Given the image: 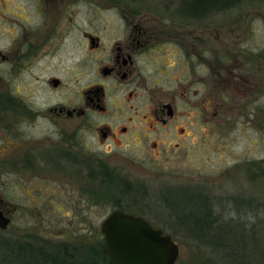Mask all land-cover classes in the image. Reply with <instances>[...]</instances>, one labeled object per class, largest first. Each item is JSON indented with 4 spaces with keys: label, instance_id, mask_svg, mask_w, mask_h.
Returning <instances> with one entry per match:
<instances>
[{
    "label": "flooded vegetation",
    "instance_id": "obj_1",
    "mask_svg": "<svg viewBox=\"0 0 264 264\" xmlns=\"http://www.w3.org/2000/svg\"><path fill=\"white\" fill-rule=\"evenodd\" d=\"M238 1L0 0V171L21 172L24 192L0 190L10 223L46 194L71 221L111 206L164 230L148 216L152 181L223 117L247 120V31L218 21ZM51 243L37 246L91 264V244Z\"/></svg>",
    "mask_w": 264,
    "mask_h": 264
},
{
    "label": "rangeland",
    "instance_id": "obj_2",
    "mask_svg": "<svg viewBox=\"0 0 264 264\" xmlns=\"http://www.w3.org/2000/svg\"><path fill=\"white\" fill-rule=\"evenodd\" d=\"M236 5L221 11L218 21L221 27L234 21L241 25L237 31H247L243 33L247 35V77L254 88L247 94V120L242 118L243 109L223 117L216 132L197 138L190 153L178 159L179 171L171 172V177L155 178L151 184L152 194L147 205L152 209L148 216L172 234L179 244L181 252L175 264L230 263L213 252L212 247L192 238L186 230L170 227L166 217L176 218L171 213L174 205L175 210L183 214H197L205 207L202 205L204 198L208 207L220 212L216 217H222L231 226L240 219L250 221V225L264 217V214H247L248 198L264 201V76L257 66L264 62V0H241ZM2 77L4 80L0 77V83H6V77ZM17 81L19 77L10 82L15 84ZM21 174L0 171V190L20 203L24 196ZM48 200L45 194L41 205L24 203L8 228L0 229V264H25L21 256V246L25 244L46 246L51 242L55 245L81 241L103 247L101 224L104 214L112 212L111 206H107L105 213H98L99 208L92 209L90 220L71 221L64 212L52 211L50 203H46ZM210 259L213 262H208ZM232 262L236 264L237 258Z\"/></svg>",
    "mask_w": 264,
    "mask_h": 264
},
{
    "label": "trees",
    "instance_id": "obj_3",
    "mask_svg": "<svg viewBox=\"0 0 264 264\" xmlns=\"http://www.w3.org/2000/svg\"><path fill=\"white\" fill-rule=\"evenodd\" d=\"M204 200L203 198L202 205L205 207L197 214L190 212L183 214L175 210L173 204L176 217L171 221L175 224L172 225L175 226L173 228L186 230L192 238L208 248L212 247L213 252H217L230 264H234L232 261L236 258V264H261V262L264 264V217H260L250 225V221L240 219L231 226L225 223L222 217H216V213L219 215L220 212H216L211 206L208 207ZM247 214H264V201L248 198ZM1 245L0 240V247ZM21 247L22 262L25 259V264H61L56 258L49 257L47 251H42L39 246L25 244ZM208 262L213 261L210 259ZM91 264H109L108 257L101 247H91Z\"/></svg>",
    "mask_w": 264,
    "mask_h": 264
},
{
    "label": "water",
    "instance_id": "obj_4",
    "mask_svg": "<svg viewBox=\"0 0 264 264\" xmlns=\"http://www.w3.org/2000/svg\"><path fill=\"white\" fill-rule=\"evenodd\" d=\"M10 219L0 210V229ZM103 251L109 264H175L180 246L173 236L147 218L116 210L102 224Z\"/></svg>",
    "mask_w": 264,
    "mask_h": 264
}]
</instances>
